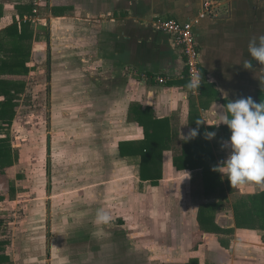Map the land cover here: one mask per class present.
I'll return each mask as SVG.
<instances>
[{
    "label": "crops",
    "instance_id": "0c3cea01",
    "mask_svg": "<svg viewBox=\"0 0 264 264\" xmlns=\"http://www.w3.org/2000/svg\"><path fill=\"white\" fill-rule=\"evenodd\" d=\"M218 1L214 14L199 17L204 0H41L40 19L34 23L31 0H0V264H15L14 241L3 234L6 204L31 169L29 157L46 160L50 194V155L61 158L64 141L76 147V141L95 143L99 137L106 158L123 161L119 169L135 179L134 226L127 233L129 217L127 212L120 215V250L131 236L135 252L151 254L148 264H264V230L236 226L234 213L240 197L264 189L255 183L231 187L213 170L227 158L228 149L221 144L230 130L224 124L209 125L228 100L251 96L259 102L264 94V67L256 61L251 69L243 67L252 60L249 40L264 34V0ZM157 18L192 23L203 77L196 94L186 88L189 79L180 49L152 27ZM35 94H46L49 106L48 118L38 128L37 153L24 144L31 137L24 126L30 112L25 106ZM199 119L205 121L199 134L183 140L181 135L197 128ZM89 124L98 131L88 130ZM206 132L216 135L206 139ZM124 144L161 156L156 184L140 180L139 166L121 156ZM87 149L77 151L85 154ZM97 150L94 145L93 156ZM204 170L218 182L208 194L203 191ZM165 187L168 193L160 194ZM198 189L200 201L195 198ZM200 212L213 216L216 229L199 223ZM47 246L49 252V241ZM157 252L169 260L152 261Z\"/></svg>",
    "mask_w": 264,
    "mask_h": 264
},
{
    "label": "rangeland",
    "instance_id": "374dc122",
    "mask_svg": "<svg viewBox=\"0 0 264 264\" xmlns=\"http://www.w3.org/2000/svg\"><path fill=\"white\" fill-rule=\"evenodd\" d=\"M35 95L34 101L25 106L30 112H27L28 117L24 119L26 122L24 126L30 128L31 137L24 144L31 146L32 152L37 153L38 128L40 122L48 118L49 106L46 104V94L43 98ZM99 116L101 115L98 114ZM98 120L100 122L101 118ZM96 126L89 124L86 128L97 132ZM102 128V125L99 126V133ZM84 131L86 132V129ZM48 137L47 141L50 145L51 139ZM100 138L95 143H87L86 140L76 141L78 143L76 147L69 145L71 141H64L59 153L62 157L59 156L56 160V157L50 155L51 150L48 151L47 155L51 157L49 158L51 159L50 194L46 192V160L40 163L37 156L29 157L31 169L23 174L26 181H19L16 187L18 193L10 196L9 204H6L7 228L4 229L3 234L9 238V241H14L15 248L13 252L10 251L13 253L15 264H148L147 262H150V253L135 252L134 237L128 236V242L124 240L123 251L117 245L118 226L124 223L120 215L127 212L129 217L128 224L124 226L127 233L130 232L128 226L132 228L134 226L135 211L132 198L135 179L129 172L124 173L119 169V166L124 164L123 161L106 158L102 148L104 142ZM94 145L98 149L95 156L92 154ZM86 147L89 149L85 154V151H77ZM241 187L244 188L245 184ZM167 191L168 188L165 187L163 191L160 189L159 193L166 194ZM221 191L225 190L218 189L216 197L220 198ZM156 192L157 190H154L149 195L154 196ZM196 192L199 196L195 198L202 200L201 190L198 189ZM230 196L233 200L237 195ZM229 202L230 199L227 200L228 204ZM224 204L226 206L225 201ZM100 208L109 211L112 215L113 220L110 224L95 223V214ZM194 241L198 242V238L196 237ZM227 244L229 246L228 241ZM152 257V261L157 263L169 260L165 253L160 252L154 255L152 253Z\"/></svg>",
    "mask_w": 264,
    "mask_h": 264
},
{
    "label": "clouds",
    "instance_id": "9594fccd",
    "mask_svg": "<svg viewBox=\"0 0 264 264\" xmlns=\"http://www.w3.org/2000/svg\"><path fill=\"white\" fill-rule=\"evenodd\" d=\"M248 53L252 60L244 61L245 69L252 68V61L264 67V34L249 40ZM200 85V76L193 75L186 88L196 94ZM214 115L217 119L209 125H226L230 136L221 144L222 148L228 149L227 158L213 170L222 173L231 187L255 183L264 189V101L256 102L251 96L228 100L224 108L218 109ZM204 122L202 119L196 120L197 128L190 129L187 135H181L183 140L194 139L199 134V125ZM215 135V132H206L205 138L212 139ZM112 220L109 211L103 208L96 211L97 225H108Z\"/></svg>",
    "mask_w": 264,
    "mask_h": 264
},
{
    "label": "trees",
    "instance_id": "16d2710c",
    "mask_svg": "<svg viewBox=\"0 0 264 264\" xmlns=\"http://www.w3.org/2000/svg\"><path fill=\"white\" fill-rule=\"evenodd\" d=\"M259 102L264 101V94L260 93ZM167 139L160 142V140H154L149 144L154 146L155 144L166 142ZM124 146V147H123ZM134 145H122L120 146L121 156L124 157L128 163H136L139 166V178L142 181H149L152 184H156L161 177V156L153 155V152L146 149V151L134 149ZM156 147V146H155ZM191 161V159H187ZM214 173L209 170H204L202 174L203 191L209 193L214 190V186L217 185V178ZM214 206V204L210 205ZM235 222L236 226L240 228H253L264 230V190L251 195H244L236 202L235 208ZM212 215H206L200 212L198 216L199 223L206 229H216L213 225ZM204 228V229H205Z\"/></svg>",
    "mask_w": 264,
    "mask_h": 264
},
{
    "label": "built area",
    "instance_id": "2783aa9c",
    "mask_svg": "<svg viewBox=\"0 0 264 264\" xmlns=\"http://www.w3.org/2000/svg\"><path fill=\"white\" fill-rule=\"evenodd\" d=\"M33 5L31 17L34 23L39 21V8L41 0H31ZM217 0H204L202 11L199 17L214 14L213 9L217 6ZM152 27L159 32L169 36L172 44L180 49L181 55L184 57V64L186 68V76L190 80L193 75H199L201 84L203 82L200 54L198 45L191 22H180L172 18H157L151 22ZM163 81V78H158ZM1 210V202H0Z\"/></svg>",
    "mask_w": 264,
    "mask_h": 264
}]
</instances>
